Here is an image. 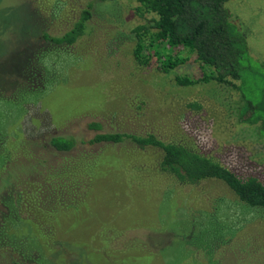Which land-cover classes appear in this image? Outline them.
Here are the masks:
<instances>
[{
  "label": "rangeland",
  "instance_id": "1",
  "mask_svg": "<svg viewBox=\"0 0 264 264\" xmlns=\"http://www.w3.org/2000/svg\"><path fill=\"white\" fill-rule=\"evenodd\" d=\"M137 6L0 0V210L13 193L24 218L41 219L11 222L6 236L38 252L26 264H264V212L245 207L224 183L182 185L159 170L158 148L92 141L119 133L184 142L264 183V136L242 121L241 92L215 82L177 85V76L200 77L194 55L169 73L156 57L138 64L132 31L153 23L137 16ZM228 8L257 61L242 93L258 100L264 0H231ZM88 9L85 35L74 45L47 40ZM59 136L73 137L75 147L54 150L49 141ZM64 167L88 173L77 177L88 182L77 189L83 200L44 216L53 206L46 183Z\"/></svg>",
  "mask_w": 264,
  "mask_h": 264
},
{
  "label": "trees",
  "instance_id": "2",
  "mask_svg": "<svg viewBox=\"0 0 264 264\" xmlns=\"http://www.w3.org/2000/svg\"><path fill=\"white\" fill-rule=\"evenodd\" d=\"M230 1L137 0V16L144 19L152 17L153 24H142L133 29L132 33L136 38L134 58L138 64L147 66L152 57H156L160 70L169 73L186 64L188 57L194 55L201 67L200 77L194 79L177 76V85L187 87L215 82L237 88L243 100L240 109L242 121L257 126L259 133L264 136V88L258 100L242 93L244 84L256 70V60L251 55L247 36L233 21L228 8ZM91 16L89 9L83 11L69 31L60 37H47V40L58 46L74 45L85 35ZM185 53L188 56H185ZM237 82L239 85H236ZM94 127L95 125H90L91 129H95ZM126 140L136 143L142 149H160L162 157L159 170L172 176L178 183L196 185L206 180H218L224 183L245 207L264 212V183L261 180L254 176L242 177L190 144L164 141L151 134L137 136L119 133L98 135L92 141L118 144ZM49 145L58 152L66 153L75 147L76 140L73 137H52ZM69 169H56L50 182L46 183L47 193L51 194L48 199L53 202V206L44 216L53 215L57 210L77 205L83 200L82 192L79 193L77 189L88 182L77 177L83 178L88 173L81 169L80 172L72 174ZM39 185L40 183L37 186ZM57 190L63 195L56 196L59 192ZM41 198L39 195V200ZM3 204L6 209L0 210V264H26L28 260L36 261L38 252H30L25 240L22 244L10 240L6 236V230L9 223L16 221H31L41 225L39 215L34 214L33 219L28 216L24 218L21 197L17 199L13 193L4 198ZM42 204L47 207L46 203Z\"/></svg>",
  "mask_w": 264,
  "mask_h": 264
}]
</instances>
